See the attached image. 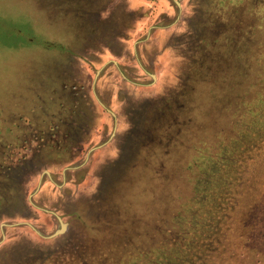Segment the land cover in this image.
Instances as JSON below:
<instances>
[{
	"label": "rangeland",
	"instance_id": "374dc122",
	"mask_svg": "<svg viewBox=\"0 0 264 264\" xmlns=\"http://www.w3.org/2000/svg\"><path fill=\"white\" fill-rule=\"evenodd\" d=\"M244 1L0 0V264H124L172 236L194 158L247 127H224L256 58L257 23L224 24ZM234 161L200 264H264V137Z\"/></svg>",
	"mask_w": 264,
	"mask_h": 264
},
{
	"label": "trees",
	"instance_id": "16d2710c",
	"mask_svg": "<svg viewBox=\"0 0 264 264\" xmlns=\"http://www.w3.org/2000/svg\"><path fill=\"white\" fill-rule=\"evenodd\" d=\"M247 1L249 5L246 8L233 5L230 15L226 17L227 21L224 22L226 27L238 30L241 25L248 23H257L258 27L257 45L254 49L256 58L251 61L249 73L242 83V105L239 108L241 116L236 120L239 116L232 118L234 112L230 111L231 116L224 124L225 128L229 127L232 131V128L236 129L244 122L247 127L235 131L232 144L220 143L214 150L200 153L194 158L192 167L197 172L200 167V173L194 183L190 200L181 203L176 210L174 222L169 229L172 236L168 240L162 239L155 250L128 254L124 264H200L208 251L212 253L213 246H223L220 233L223 229L224 213L219 203L224 200V184L227 185V179L232 177L230 171L236 166L234 160L242 161L246 145L252 140L264 137V0L244 2ZM250 8L253 13L256 12L254 16L253 13H247ZM242 12L244 18L241 17ZM251 18L256 20L250 21ZM248 40L249 36L245 33L243 42L239 45L243 46L242 51L246 54L249 53ZM184 181L181 175V186ZM223 238L225 242L231 238V234L227 232Z\"/></svg>",
	"mask_w": 264,
	"mask_h": 264
},
{
	"label": "water",
	"instance_id": "95a60500",
	"mask_svg": "<svg viewBox=\"0 0 264 264\" xmlns=\"http://www.w3.org/2000/svg\"><path fill=\"white\" fill-rule=\"evenodd\" d=\"M57 218H58L59 223H60V228L56 232L51 234L50 236H55L57 234L63 233L66 230L67 223L63 222L59 216H57Z\"/></svg>",
	"mask_w": 264,
	"mask_h": 264
}]
</instances>
